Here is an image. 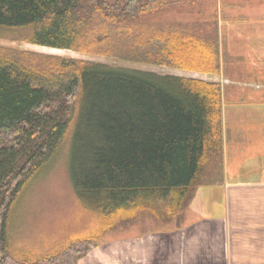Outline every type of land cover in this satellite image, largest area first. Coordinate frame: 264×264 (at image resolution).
Masks as SVG:
<instances>
[{
    "label": "trees",
    "instance_id": "trees-1",
    "mask_svg": "<svg viewBox=\"0 0 264 264\" xmlns=\"http://www.w3.org/2000/svg\"><path fill=\"white\" fill-rule=\"evenodd\" d=\"M179 1L0 0V39L220 75L218 35L142 19ZM222 116L220 82L0 45V264H78L98 246L77 236L23 259L9 243L17 198L62 155L104 229L188 208L218 184L204 179L223 158Z\"/></svg>",
    "mask_w": 264,
    "mask_h": 264
},
{
    "label": "crops",
    "instance_id": "crops-1",
    "mask_svg": "<svg viewBox=\"0 0 264 264\" xmlns=\"http://www.w3.org/2000/svg\"><path fill=\"white\" fill-rule=\"evenodd\" d=\"M236 28L252 31L219 42L223 180L197 189L185 224L109 241L78 264H264V18Z\"/></svg>",
    "mask_w": 264,
    "mask_h": 264
},
{
    "label": "rangeland",
    "instance_id": "rangeland-1",
    "mask_svg": "<svg viewBox=\"0 0 264 264\" xmlns=\"http://www.w3.org/2000/svg\"><path fill=\"white\" fill-rule=\"evenodd\" d=\"M248 18H261V20L264 18V0H180L171 7L142 17L143 20L150 23L153 22L162 26L177 25L205 37H212L216 34L219 37V42L220 40L221 42L228 40L234 44L237 41L230 39L232 34H236L237 31H252V28H241V30L236 28V22ZM226 38L228 39L226 40ZM0 45L213 82H218V76H220L25 42L0 39ZM224 147L223 140V158L212 161L207 170L209 174L206 173L204 182L208 180L219 184L223 180L225 173ZM216 172H219L220 175L215 176ZM193 200L194 198L189 206ZM188 211L189 207L179 210L170 219L164 217L157 219L148 214L147 211H140L135 217L132 216L133 218L127 219L123 224L121 223L122 225H109L107 227L110 229H104L101 225L103 220L96 213L86 209L76 195L68 171L67 158L62 155L57 161L45 166L40 176L25 188L17 198L8 214L6 235L10 245L21 255V258H33L44 255L77 236H90L98 239L99 244L96 247L98 248L99 246L104 247L105 243L109 241L119 240L125 236L175 228L186 223ZM182 217L184 218L180 225L179 220Z\"/></svg>",
    "mask_w": 264,
    "mask_h": 264
}]
</instances>
